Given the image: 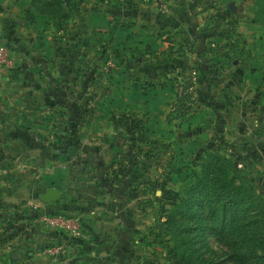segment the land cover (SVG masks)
Listing matches in <instances>:
<instances>
[{
	"label": "rangeland",
	"instance_id": "rangeland-1",
	"mask_svg": "<svg viewBox=\"0 0 264 264\" xmlns=\"http://www.w3.org/2000/svg\"><path fill=\"white\" fill-rule=\"evenodd\" d=\"M202 4L204 44L181 59L187 69H161L182 39L126 52L139 40L92 31L71 73L39 78L40 89L55 85L52 104L36 93L24 106L22 58L14 57L22 39L12 48L0 39L9 60L0 70V264H183L164 221L181 217L179 200L212 155L230 162L234 183L251 195L232 226L264 238V4L261 13L253 0ZM69 146L73 153L60 152ZM212 186L209 178L205 190ZM46 187L62 190L61 199L40 201ZM209 211L200 210V228L201 217H185L190 260L251 264L227 232L229 218L219 231L220 213L213 220Z\"/></svg>",
	"mask_w": 264,
	"mask_h": 264
},
{
	"label": "crops",
	"instance_id": "crops-1",
	"mask_svg": "<svg viewBox=\"0 0 264 264\" xmlns=\"http://www.w3.org/2000/svg\"><path fill=\"white\" fill-rule=\"evenodd\" d=\"M201 5L202 0H169L167 12L161 13L140 0H0V39H5L11 48L22 39V55L14 54V57L22 58L24 106L34 102L29 99L36 93H42L49 99L44 102L52 104L55 85L50 82L40 89L37 84L39 78L71 73L73 61L83 60L92 31H97L98 36L104 39H138L125 47L126 52L141 49L139 42L144 49L158 52L174 44L173 39H182L175 42L180 54L172 53L170 58L161 59L165 63L161 69L164 75L187 69L189 65L182 60L190 54L198 56L196 44H204L198 35L204 31L199 18ZM226 6L230 13L237 12L231 10L230 3ZM132 27L138 28L139 33L130 31ZM120 29L126 30L121 36L118 33ZM164 43L166 45L162 47ZM184 45H187L186 54L182 49ZM170 63H174L171 68ZM149 64L147 66L151 69L157 68L153 61ZM195 64H199V75H204L200 69L202 63L198 61ZM89 70L86 69L87 73ZM259 129L262 134L258 137L264 143V121ZM261 173L264 178V169ZM261 183L264 184V179Z\"/></svg>",
	"mask_w": 264,
	"mask_h": 264
},
{
	"label": "trees",
	"instance_id": "trees-1",
	"mask_svg": "<svg viewBox=\"0 0 264 264\" xmlns=\"http://www.w3.org/2000/svg\"><path fill=\"white\" fill-rule=\"evenodd\" d=\"M254 4L256 5L257 11L261 13L263 11L262 4H264V0H253ZM230 166L231 164L227 159L217 158L213 155L210 156L207 165L201 167V173L195 175L194 181L186 189V199L179 200L183 205L180 208L182 212L181 217L169 215L164 221L165 225L170 227L174 232L175 253L183 261V264H201L190 260V254H187V237L184 234L188 230V225L185 223V217L192 216V214L197 215L198 218L201 217L200 210H205V206L209 207V214L213 220L216 219V211L220 213V219L218 221L219 227L209 225L211 229L217 228L219 231H224L226 227L224 223L225 217H228L231 226L227 229V232L235 237L238 246L246 248L242 254L251 260V264H264L263 236L261 237L248 232L243 227L244 223L242 224L241 222L234 225V227L232 226L236 220L234 214L237 212V209L247 208L249 202L252 200L250 194L245 193L240 185L234 183L235 177L229 173ZM209 178L212 179L213 186L205 190ZM193 207H196L195 211H192ZM260 214L264 215V212L257 214L259 218L261 217ZM261 218H264V216ZM252 220L258 219L252 218ZM197 226L198 228L205 226L202 217Z\"/></svg>",
	"mask_w": 264,
	"mask_h": 264
},
{
	"label": "built area",
	"instance_id": "built-area-1",
	"mask_svg": "<svg viewBox=\"0 0 264 264\" xmlns=\"http://www.w3.org/2000/svg\"><path fill=\"white\" fill-rule=\"evenodd\" d=\"M141 2L143 3H147V4H151L153 7H155L159 12L161 13H164L167 11V8H168V0H140ZM8 58H7V52L5 51V47L3 46H0V70H1V67L3 66H7L8 65ZM113 64L108 62L106 63V67L109 69V68H112ZM105 67V69H106ZM66 220H70V219H66ZM64 219H62L61 217H58V218H53V219H50L48 217H43L42 218V221H45V223H48L49 225H52L53 223H57V222H61L62 221H66ZM73 229H78V226L75 227L73 226Z\"/></svg>",
	"mask_w": 264,
	"mask_h": 264
},
{
	"label": "water",
	"instance_id": "water-1",
	"mask_svg": "<svg viewBox=\"0 0 264 264\" xmlns=\"http://www.w3.org/2000/svg\"><path fill=\"white\" fill-rule=\"evenodd\" d=\"M74 149L72 146H69L67 147V149H61L60 152L62 153H65V152H68V153H73ZM264 185V184H263ZM62 196V191L57 189V188H54V187H48V188H45L43 190L42 193H40L38 195L39 199L42 201V202H55L57 200H59Z\"/></svg>",
	"mask_w": 264,
	"mask_h": 264
}]
</instances>
